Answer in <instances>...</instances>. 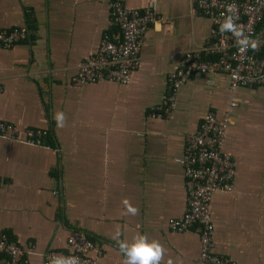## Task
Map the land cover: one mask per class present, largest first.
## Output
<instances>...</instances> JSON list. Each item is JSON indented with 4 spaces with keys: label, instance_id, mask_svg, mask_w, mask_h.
<instances>
[{
    "label": "crops",
    "instance_id": "crops-1",
    "mask_svg": "<svg viewBox=\"0 0 264 264\" xmlns=\"http://www.w3.org/2000/svg\"><path fill=\"white\" fill-rule=\"evenodd\" d=\"M109 1L0 0V29L29 31L0 48V120L20 132L47 130L44 146L0 138V232L23 248L26 264H43L48 249L68 250L74 230L87 233L99 264H124L117 233L158 241L161 264H208L199 258L196 227L175 231L168 219L187 205L175 157L211 110L229 117L221 148L235 162L232 190L210 199L214 250L235 264H264V86L231 89L223 74L195 73L177 89L169 116L150 115L184 51L210 34L211 21L193 0H121L151 5L166 21L147 28L127 83L74 84L80 63L116 29ZM257 32L264 37V15ZM56 113L64 114L62 127ZM125 199L137 215L125 214Z\"/></svg>",
    "mask_w": 264,
    "mask_h": 264
},
{
    "label": "built area",
    "instance_id": "built-area-1",
    "mask_svg": "<svg viewBox=\"0 0 264 264\" xmlns=\"http://www.w3.org/2000/svg\"><path fill=\"white\" fill-rule=\"evenodd\" d=\"M198 12L209 17L212 27L204 44L184 51L165 79V90L150 115L164 118L175 106L177 89L193 74H223L229 87L264 86V37L257 32L264 15V0H193ZM231 6V11H229ZM109 24L116 27L115 34L103 36L95 52L89 54L72 75L76 85L109 80L127 83L131 72L138 64L143 35L157 19L165 22L151 5L141 9L130 8L121 0L109 1ZM231 15L246 36L258 42L257 48L249 46L240 52L236 38L231 32H221L220 25ZM28 29L1 28L0 48H9L26 40ZM229 123L227 113L218 118L209 110L203 115L198 127L184 136L183 151L175 157L183 170L187 205L179 218L168 219V226L175 231L196 227L199 235V258L208 264H235L227 256L217 253L213 243V223L209 205L216 191H230L233 188L235 162L231 155L221 148L223 135ZM44 128L17 127L0 120V138L34 146H44ZM57 192V190H54ZM68 250L48 249L43 253V264H50L55 255L79 258V264H99L97 257L89 252L93 242L86 232L72 231L67 239ZM0 254L5 264H26L23 248L4 232H0ZM98 255V253H97Z\"/></svg>",
    "mask_w": 264,
    "mask_h": 264
},
{
    "label": "clouds",
    "instance_id": "clouds-1",
    "mask_svg": "<svg viewBox=\"0 0 264 264\" xmlns=\"http://www.w3.org/2000/svg\"><path fill=\"white\" fill-rule=\"evenodd\" d=\"M229 11H231V6H229ZM220 31L222 33L231 32L233 34L240 52H244L249 46L253 49L258 46L256 40L244 34L243 29L235 23L234 17L231 15L226 16L221 23ZM54 118L57 125L62 127L65 120L64 114L56 113ZM122 203L126 209V215L138 214V209L127 199L123 200ZM119 235L120 233H117V241L119 251L124 257V264H161V261L164 259L165 249L158 241H149L146 236L137 235L129 242L127 240H120ZM50 264H79V258L75 256L65 257L63 255H55L50 259ZM167 264H173L172 260L169 259Z\"/></svg>",
    "mask_w": 264,
    "mask_h": 264
},
{
    "label": "trees",
    "instance_id": "trees-1",
    "mask_svg": "<svg viewBox=\"0 0 264 264\" xmlns=\"http://www.w3.org/2000/svg\"><path fill=\"white\" fill-rule=\"evenodd\" d=\"M27 19H28V24H27L28 28H30L31 30H33L34 29V24H33L34 21H33V18L31 16H27ZM115 28L116 27H114V29ZM115 32H116V29L113 30V31H110L109 33H107V34H105L103 36H107V37L111 38L115 34ZM31 33H32V31H31ZM30 36H32V34Z\"/></svg>",
    "mask_w": 264,
    "mask_h": 264
}]
</instances>
